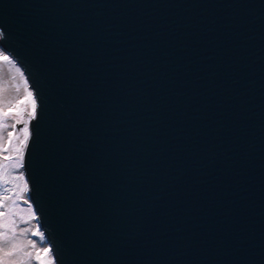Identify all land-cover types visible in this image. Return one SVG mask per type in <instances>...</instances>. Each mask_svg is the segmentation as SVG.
I'll return each mask as SVG.
<instances>
[{
    "label": "water",
    "instance_id": "water-1",
    "mask_svg": "<svg viewBox=\"0 0 264 264\" xmlns=\"http://www.w3.org/2000/svg\"><path fill=\"white\" fill-rule=\"evenodd\" d=\"M0 48L56 264H264V0H0Z\"/></svg>",
    "mask_w": 264,
    "mask_h": 264
},
{
    "label": "rangeland",
    "instance_id": "rangeland-1",
    "mask_svg": "<svg viewBox=\"0 0 264 264\" xmlns=\"http://www.w3.org/2000/svg\"><path fill=\"white\" fill-rule=\"evenodd\" d=\"M8 57H0V264H55L22 168L34 98L23 71Z\"/></svg>",
    "mask_w": 264,
    "mask_h": 264
},
{
    "label": "snow or ice",
    "instance_id": "snow-or-ice-1",
    "mask_svg": "<svg viewBox=\"0 0 264 264\" xmlns=\"http://www.w3.org/2000/svg\"><path fill=\"white\" fill-rule=\"evenodd\" d=\"M0 57H2L4 60L9 59V57L7 55H4L3 53H0ZM46 251V250H45Z\"/></svg>",
    "mask_w": 264,
    "mask_h": 264
}]
</instances>
